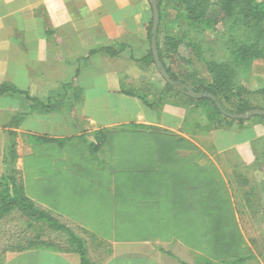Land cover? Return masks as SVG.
I'll use <instances>...</instances> for the list:
<instances>
[{
    "label": "crops",
    "instance_id": "obj_1",
    "mask_svg": "<svg viewBox=\"0 0 264 264\" xmlns=\"http://www.w3.org/2000/svg\"><path fill=\"white\" fill-rule=\"evenodd\" d=\"M151 22L149 0H0V87L16 90L0 95V181L13 144L16 158L10 168L23 197L69 229L72 222L59 204L60 170H66L64 153L59 155L67 139L86 137L93 143L101 133L105 143L99 154L115 135L141 136L152 141L139 152L153 176L166 173L173 183L197 176L230 194L235 193L231 186L254 185L263 169L255 155L264 144L262 121L204 132L202 110L184 98L161 96L165 86L148 58ZM166 140L182 142L166 146ZM50 147L58 156H51ZM35 150L44 161L25 163ZM28 172L40 195L27 188ZM108 178L113 183L114 176ZM105 197L109 214H116L119 202L123 216L121 225L111 220L109 234L138 236L104 237L75 223L71 231L83 241L87 264H222L175 235H158L178 233L176 218L192 212L176 207L166 212L152 195ZM133 211L137 224L124 219ZM163 217L174 219L165 225ZM186 227L184 232L194 231ZM47 229L17 208L0 217V264H82L75 250L47 242L44 234L55 237Z\"/></svg>",
    "mask_w": 264,
    "mask_h": 264
},
{
    "label": "trees",
    "instance_id": "obj_2",
    "mask_svg": "<svg viewBox=\"0 0 264 264\" xmlns=\"http://www.w3.org/2000/svg\"><path fill=\"white\" fill-rule=\"evenodd\" d=\"M155 2L159 12L157 37L160 34L165 9L171 8L175 11L173 32L169 30L165 33L161 46L157 43L162 66L173 82L193 92L211 95L212 99L208 97L192 99L166 82L161 96L184 98L194 104L195 108L202 110L206 119L204 132L227 127L233 123L242 124L251 119L264 121L263 116L256 115L242 119L253 110L264 111V87L252 91L241 82L247 80L253 71L259 73L264 71L261 64L264 63V0H155ZM151 26L152 22L148 27L149 33ZM219 26L221 31L218 30ZM211 34L216 35V40L206 43L205 38ZM180 47L189 50L187 57L180 54ZM216 47L222 48V54L216 51ZM148 58L153 63L151 53ZM177 59L191 70L186 79L179 80L172 70L165 66L166 62L172 66ZM180 89L182 90V87ZM15 91L8 85L0 87V95ZM229 115L240 119H232ZM94 138L95 141L89 151L91 154L97 153L105 143V137L101 133H96ZM8 151L7 168L0 181V217L17 208L27 217L46 223L55 231L65 233L69 248L79 254L82 264H87L83 241L69 228L37 210L23 197L20 187L15 183L14 170L10 168L16 158L13 144ZM195 184L188 189L189 195L186 199L181 197L186 202L179 198V208L174 204L173 207L178 210H191L194 222L199 221L205 227L193 231V238L187 234L179 239L195 250L203 249L204 255L210 260L222 264H244L253 256L250 252L247 255L241 252L243 249L248 250V247L240 231L234 201L232 196L227 194L228 189L217 186L212 181L208 184L202 182ZM201 192H204V195ZM220 194L223 195L220 197ZM175 200L173 199L174 203ZM226 203L230 206L228 212ZM194 216L199 219L195 220ZM227 223L230 225L228 228ZM206 224L209 227H206ZM176 234L158 235L167 237L175 235L178 238Z\"/></svg>",
    "mask_w": 264,
    "mask_h": 264
},
{
    "label": "rangeland",
    "instance_id": "obj_3",
    "mask_svg": "<svg viewBox=\"0 0 264 264\" xmlns=\"http://www.w3.org/2000/svg\"><path fill=\"white\" fill-rule=\"evenodd\" d=\"M174 17V10L171 8L165 9L163 13V22L160 27V34L158 35L160 46L165 33L169 30L173 32ZM218 30L221 31L220 26ZM215 40V34L208 35L205 38L206 43H212ZM216 48V51L222 54V48ZM189 53L188 49L180 47V54L183 57H187ZM261 64L264 67V63ZM165 66L169 67L179 80L186 79L191 72L190 68L178 59L172 66L169 65L168 62H166ZM161 80L165 86V81L162 77ZM241 82L249 90H259L264 87V71L261 73L253 71L247 80H241ZM262 122L264 123V121ZM148 143L152 144V141H144V138L141 136L134 135L124 137L115 135L110 139L108 144H106L102 152L99 154H91L89 151L92 143H89L86 137L67 139L65 142H62L64 146L60 150L59 156L63 157L61 153H64L66 170H60L63 174L61 176L63 184L60 186V189H62L63 201H60L59 204L61 213L66 215L73 223L70 224V230L74 228L75 223H82L85 227H89L104 237H112V235H114L116 239H132V237H137L138 234L132 233L126 234L118 232L109 234L110 230L108 229L112 225L111 220H115L116 225H121V219L123 218V216H121L122 212L119 202L115 203L116 214L113 215V217L109 214V204L106 203L105 196L110 193H115L117 196H121L125 193L129 196L133 195L134 197L137 195H152V199L155 197L159 198L158 204H160V207L166 212H168L169 209H175L173 204L179 208V198L182 197L186 199L189 195L188 189L196 185V182H201L202 179L201 177L193 176V180L191 178H183L178 183H173L171 178H166V173L163 176H153V173H150L153 169H148V164L143 160L144 154L139 152L141 151L139 148ZM163 144L166 146L169 144L177 145V142L172 143V141H170V143L163 142ZM178 145H181V143H178ZM194 155L196 156V154ZM255 155L257 156L256 161L258 165L263 166V169L258 174L256 183L251 187L245 185L239 186V191L236 190L237 187L231 186V189H235V193L233 190L231 194L226 191L230 197L233 195L240 231L248 247V250L243 249L241 252L245 255L250 252L253 256L244 264H264V144L262 149ZM51 156H58L56 152L52 153V148ZM42 161H44V159L40 150H35L33 157L29 160H25V163L33 162V164H41ZM50 161H52V157H50ZM105 163L107 168L105 167ZM96 169L102 170V173ZM162 169L167 170L163 166ZM144 170L146 174H144ZM105 173H107L108 176H114L113 183L111 181L109 182L110 178H108V176V183H106V180H104L106 177ZM147 173L151 174V176L147 175ZM31 175V172H28L27 188L32 192L31 194L37 193L40 195L41 188L38 185H31ZM86 179H90L91 181L87 182L85 181ZM35 187H37V189ZM222 195L223 194H220V197ZM173 199H176V203H174ZM183 201L186 202V200ZM229 207L228 203H226L227 212L229 211ZM188 212L190 213L192 211L189 210ZM126 217L127 218L124 217V219L134 221L136 224L138 223L135 211H133L131 216L127 214ZM170 219L173 218L163 217L164 224L168 225ZM194 219L198 220L199 218L194 216ZM61 222L68 224L64 218L61 219ZM195 224L198 225L195 226ZM228 226H230L229 223H227L226 228H228ZM177 227L179 228V232L176 234L178 237L177 239L187 234H189V237L193 238L194 235L192 232H184L186 231L185 227L188 230L195 231L201 230L200 228H203L204 225L199 223V221L194 222L193 217H180L177 219ZM229 229L232 228L229 227ZM48 233L50 235L55 234V237H47V235L44 234V239L47 240V242L61 248H69L68 238L65 233L54 232L53 229H49ZM198 251L205 254L203 249H199Z\"/></svg>",
    "mask_w": 264,
    "mask_h": 264
},
{
    "label": "water",
    "instance_id": "obj_4",
    "mask_svg": "<svg viewBox=\"0 0 264 264\" xmlns=\"http://www.w3.org/2000/svg\"><path fill=\"white\" fill-rule=\"evenodd\" d=\"M149 2L151 4V8H152V26H151V31H150V34H151V53H152V58H153L154 64H155L160 76L163 78V80L166 83L175 87L178 91H180L182 94L186 95L187 97H190V98L196 99V100H200V99L205 98V97L212 99L211 95L193 92L191 89H189L185 86H181L180 84L175 83L170 79L165 68L161 64V61H160L159 55H158L157 30H158V26H159V12H158L155 0H149ZM180 87H182V90L180 89ZM216 106L218 107V104H216ZM252 115L264 117V111L263 110H253V111L245 114L242 117V119H248ZM229 117L232 119H240V117H237V116L229 115Z\"/></svg>",
    "mask_w": 264,
    "mask_h": 264
}]
</instances>
